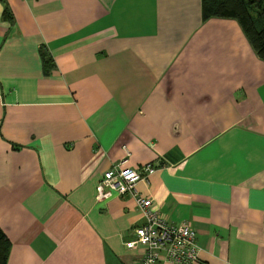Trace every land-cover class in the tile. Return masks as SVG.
Masks as SVG:
<instances>
[{
	"label": "crops",
	"instance_id": "1",
	"mask_svg": "<svg viewBox=\"0 0 264 264\" xmlns=\"http://www.w3.org/2000/svg\"><path fill=\"white\" fill-rule=\"evenodd\" d=\"M5 1L6 264H137L135 198L95 201L126 149L155 167L138 193L195 230L192 264H264V60L238 22L203 21L201 0Z\"/></svg>",
	"mask_w": 264,
	"mask_h": 264
},
{
	"label": "built area",
	"instance_id": "2",
	"mask_svg": "<svg viewBox=\"0 0 264 264\" xmlns=\"http://www.w3.org/2000/svg\"><path fill=\"white\" fill-rule=\"evenodd\" d=\"M126 149V148H125ZM125 157L102 174L96 184L95 201L104 202L113 194H129L136 200L143 223L134 228V237L124 245L127 249L145 248L137 264H192L200 260L196 232L190 224L169 223L152 207V199L138 193L136 185L147 180L155 167L151 163L139 169L125 165Z\"/></svg>",
	"mask_w": 264,
	"mask_h": 264
},
{
	"label": "trees",
	"instance_id": "3",
	"mask_svg": "<svg viewBox=\"0 0 264 264\" xmlns=\"http://www.w3.org/2000/svg\"><path fill=\"white\" fill-rule=\"evenodd\" d=\"M1 1L3 17L13 21L7 2ZM201 17L203 21L213 17L236 20L257 56L264 60V0H201ZM42 56L47 73L52 59L45 50ZM10 246V240L0 227V264L7 263Z\"/></svg>",
	"mask_w": 264,
	"mask_h": 264
}]
</instances>
